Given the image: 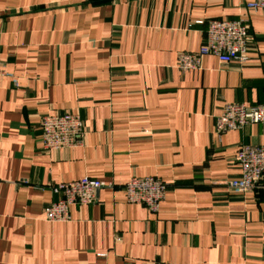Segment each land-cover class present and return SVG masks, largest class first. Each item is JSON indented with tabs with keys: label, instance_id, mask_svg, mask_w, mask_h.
<instances>
[{
	"label": "crops",
	"instance_id": "1",
	"mask_svg": "<svg viewBox=\"0 0 264 264\" xmlns=\"http://www.w3.org/2000/svg\"><path fill=\"white\" fill-rule=\"evenodd\" d=\"M250 1L0 0V64L19 81L0 75V264H264V195L227 184L264 124L216 130L227 103H264ZM223 18L246 20L247 62L179 69ZM65 112L81 115V142L46 150L40 119ZM146 176L167 184L156 212L124 191ZM84 177L113 186L48 221L52 185Z\"/></svg>",
	"mask_w": 264,
	"mask_h": 264
},
{
	"label": "built area",
	"instance_id": "2",
	"mask_svg": "<svg viewBox=\"0 0 264 264\" xmlns=\"http://www.w3.org/2000/svg\"><path fill=\"white\" fill-rule=\"evenodd\" d=\"M247 6L264 10V0H252ZM203 24V20L196 21ZM249 28L246 20L212 19L207 22L204 42L197 51L182 52L177 66L181 70L198 69L201 59L213 55L221 62L234 60L246 63L249 50ZM0 75L19 84L16 76L0 64ZM264 124V103L246 105L241 102L227 103L217 117L216 130H240L249 124ZM41 142L46 150L72 148L80 144L84 134V121L75 112L54 113L40 119ZM240 167L238 176L227 181L231 192L245 194L259 191L264 195V145H243L236 154ZM113 184L99 179L84 177L78 180L52 185V192L58 199L49 204L45 216L51 222H65L70 219L74 205H88L96 198L100 189ZM167 190V184L155 176L131 177L124 185L128 202L144 205L152 212L158 211ZM152 264H170L156 261Z\"/></svg>",
	"mask_w": 264,
	"mask_h": 264
}]
</instances>
